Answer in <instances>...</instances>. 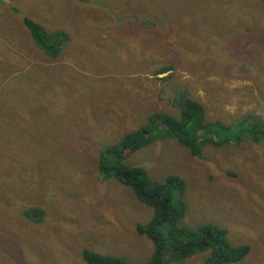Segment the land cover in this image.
<instances>
[{
  "label": "rangeland",
  "instance_id": "obj_1",
  "mask_svg": "<svg viewBox=\"0 0 264 264\" xmlns=\"http://www.w3.org/2000/svg\"><path fill=\"white\" fill-rule=\"evenodd\" d=\"M7 17L31 71L23 89L8 87L16 56L0 31V264H87L83 250L147 263L154 245L137 226L153 210L100 171L99 151L153 112L176 116L182 92L207 119L264 122V0H0V21ZM24 18L63 37L55 61ZM162 65L173 69L155 74ZM11 92L31 102L15 111L4 100ZM124 162L153 180L181 177L179 225L215 224L232 246H249L227 264H264V140L206 145L194 158L166 136ZM210 255L172 259L167 250L164 264H205Z\"/></svg>",
  "mask_w": 264,
  "mask_h": 264
},
{
  "label": "trees",
  "instance_id": "obj_2",
  "mask_svg": "<svg viewBox=\"0 0 264 264\" xmlns=\"http://www.w3.org/2000/svg\"><path fill=\"white\" fill-rule=\"evenodd\" d=\"M22 22L36 46L55 61L61 52L60 42L63 37L56 34V31L52 34L47 33L40 24L30 18H24ZM67 39L69 40V37ZM179 55L181 58L189 55L197 56L183 53L182 50ZM21 69L23 72H13L7 79L8 87L11 89H23L21 79L29 74L31 69L28 65L24 66V63ZM172 69V65H162L155 69L154 73L162 74ZM23 97L11 92V95L4 100L9 101V105L17 102L13 105V109L22 111L27 102H31V98H25L26 102L22 103ZM102 104L107 106L110 101H103ZM102 110L112 112L106 107ZM177 110L176 116L163 111L153 112L147 116L140 128L126 132L116 143L103 147L99 151L98 167L107 178L115 177L122 185L131 186L136 199L153 210L147 224L137 226L138 233L147 236L154 245L152 255L145 264H164L167 250L172 259H184L211 249L210 258L205 264H208L210 259L214 260L213 264H227L242 260L248 254L249 246H232L223 228L215 224L200 225L195 229L179 225V220L185 211L183 195L185 182L181 177L167 175L162 180H153L142 167L128 165L124 160L132 152L166 136L174 138L179 145L184 146L192 157L201 158L202 149L206 145L223 147L241 144L244 139L251 143L264 140V122L258 119L255 122L251 121L247 116L231 122H226L224 119H207L204 105L190 97L186 99L185 107H177ZM23 116L29 118L25 112ZM62 159L67 160L70 157ZM82 256L87 264H126L122 257L101 255L89 250H83Z\"/></svg>",
  "mask_w": 264,
  "mask_h": 264
},
{
  "label": "crops",
  "instance_id": "obj_3",
  "mask_svg": "<svg viewBox=\"0 0 264 264\" xmlns=\"http://www.w3.org/2000/svg\"><path fill=\"white\" fill-rule=\"evenodd\" d=\"M8 18L9 17L5 18L3 21H0V31L4 32V33H2V35L4 36V38L7 41V50H10V52H8L7 55H9V56L14 55L17 58L15 57L14 60L9 61L7 69H6V74H7L6 79H9V77L12 75L13 72H16V71H22L23 72V70L21 69V66L24 63V61L21 62L18 59L21 58V54H22L23 60H25V57L23 56V54L25 53V50H26L25 45L23 43H21V37L20 36H18L17 43L10 41V34L9 33H10L11 29L9 28L10 23L7 20ZM28 62L33 63L34 61L32 60V61H28Z\"/></svg>",
  "mask_w": 264,
  "mask_h": 264
},
{
  "label": "water",
  "instance_id": "obj_4",
  "mask_svg": "<svg viewBox=\"0 0 264 264\" xmlns=\"http://www.w3.org/2000/svg\"><path fill=\"white\" fill-rule=\"evenodd\" d=\"M185 96H186L185 93H183V92L180 93L179 102L177 104L178 107H180V108H184L185 107ZM31 215H32L33 218H36V217H38L39 212L37 210H34V211H32ZM213 262H214V260L211 259L210 264H213Z\"/></svg>",
  "mask_w": 264,
  "mask_h": 264
}]
</instances>
